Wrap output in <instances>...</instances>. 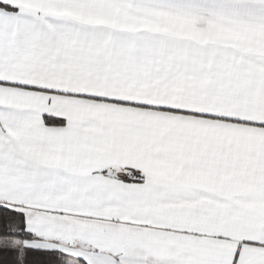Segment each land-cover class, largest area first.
Listing matches in <instances>:
<instances>
[{"label":"snow or ice","instance_id":"1","mask_svg":"<svg viewBox=\"0 0 264 264\" xmlns=\"http://www.w3.org/2000/svg\"><path fill=\"white\" fill-rule=\"evenodd\" d=\"M0 264H264V0H0Z\"/></svg>","mask_w":264,"mask_h":264}]
</instances>
